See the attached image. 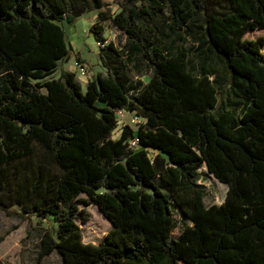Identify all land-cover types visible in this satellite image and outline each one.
Returning <instances> with one entry per match:
<instances>
[{
  "label": "trees",
  "instance_id": "16d2710c",
  "mask_svg": "<svg viewBox=\"0 0 264 264\" xmlns=\"http://www.w3.org/2000/svg\"><path fill=\"white\" fill-rule=\"evenodd\" d=\"M119 6L0 0V210L54 223L40 256L63 264H264V37H246L264 0ZM90 11L105 70L84 89L53 74L70 58L64 23ZM120 109L144 121L114 138ZM203 167L224 202L206 203ZM81 201L114 225L97 244Z\"/></svg>",
  "mask_w": 264,
  "mask_h": 264
},
{
  "label": "rangeland",
  "instance_id": "374dc122",
  "mask_svg": "<svg viewBox=\"0 0 264 264\" xmlns=\"http://www.w3.org/2000/svg\"><path fill=\"white\" fill-rule=\"evenodd\" d=\"M106 1L113 13L120 10V0ZM96 14L97 12L90 11L80 16L73 24L64 23L67 40L71 46L70 58L61 61L58 70L53 74L54 77H58L62 70H72L76 73V77L82 83L84 89L87 86V79L78 71V53L86 57L87 60L85 59L84 62L88 73H97V66H102L98 58L100 43L96 41L94 34L90 31L91 25L97 21ZM101 24L105 26V36L108 41L118 42V31L111 21H102ZM246 37L249 39L264 37V28L249 31ZM121 39H124V37L122 36ZM145 79L148 80V77H145ZM137 118L134 120L130 113L122 114L113 137L116 138L121 134L125 124L137 129L140 122L144 121L143 118L138 116ZM149 152L151 155L156 153L153 149ZM200 172L202 178L199 182L203 184L207 192L206 203L211 205L224 202L228 185L210 174L207 175L205 173L206 167H203ZM81 198L87 199L88 196L82 194ZM17 208L14 207V209ZM79 208L77 223L82 229L83 241L92 244L99 243L114 228V225L95 204L86 205L81 201ZM55 228L56 225L50 221L40 223L37 217L25 218L18 214L7 215L0 210V264H63L62 257L56 251L42 258L40 256L42 238L46 230H54Z\"/></svg>",
  "mask_w": 264,
  "mask_h": 264
},
{
  "label": "built area",
  "instance_id": "2783aa9c",
  "mask_svg": "<svg viewBox=\"0 0 264 264\" xmlns=\"http://www.w3.org/2000/svg\"><path fill=\"white\" fill-rule=\"evenodd\" d=\"M77 68H78V71H79V73L82 75V76H87V68H86V66H85V64H83V63H79V62H77ZM124 113H128V112H126V111H124V110H118L117 111V115H118V118H120L121 117V115L122 114H124ZM131 114V113H130ZM132 116H133V118H134V120H136V119H138L137 118V116H134L133 114H132ZM119 121H120V119H119ZM142 121V120H141ZM130 144H131V146H136V145H138V139L137 138H133V139H131L130 140Z\"/></svg>",
  "mask_w": 264,
  "mask_h": 264
},
{
  "label": "crops",
  "instance_id": "0c3cea01",
  "mask_svg": "<svg viewBox=\"0 0 264 264\" xmlns=\"http://www.w3.org/2000/svg\"><path fill=\"white\" fill-rule=\"evenodd\" d=\"M80 54V53H79ZM81 56V58H82V60H83V62H84V60L86 59V57L84 56V55H80ZM87 60V59H86ZM78 62V61H77ZM83 64H86L85 62L83 63ZM98 67V70H97V73L98 72H100V71H104L105 69H104V67L103 66H100V65H98L97 66ZM69 71H72V70H69ZM97 73H91V72H89L88 74H87V76H86V79H87V83L90 81V80H92L95 76H96V74ZM82 84V83H81ZM83 86V85H82ZM84 88V87H83ZM86 89V88H85ZM132 115V114H131Z\"/></svg>",
  "mask_w": 264,
  "mask_h": 264
}]
</instances>
